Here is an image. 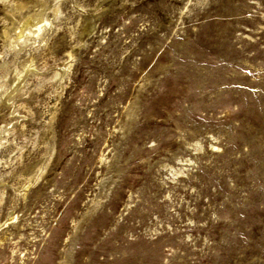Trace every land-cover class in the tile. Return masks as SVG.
I'll return each instance as SVG.
<instances>
[{"label": "rangeland", "instance_id": "obj_1", "mask_svg": "<svg viewBox=\"0 0 264 264\" xmlns=\"http://www.w3.org/2000/svg\"><path fill=\"white\" fill-rule=\"evenodd\" d=\"M0 264H264V0H0Z\"/></svg>", "mask_w": 264, "mask_h": 264}, {"label": "bare ground", "instance_id": "obj_2", "mask_svg": "<svg viewBox=\"0 0 264 264\" xmlns=\"http://www.w3.org/2000/svg\"><path fill=\"white\" fill-rule=\"evenodd\" d=\"M33 24V21L31 22V25Z\"/></svg>", "mask_w": 264, "mask_h": 264}]
</instances>
